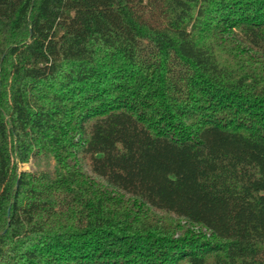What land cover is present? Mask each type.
<instances>
[{
    "label": "trees",
    "instance_id": "16d2710c",
    "mask_svg": "<svg viewBox=\"0 0 264 264\" xmlns=\"http://www.w3.org/2000/svg\"><path fill=\"white\" fill-rule=\"evenodd\" d=\"M0 264H264V0H0Z\"/></svg>",
    "mask_w": 264,
    "mask_h": 264
},
{
    "label": "rangeland",
    "instance_id": "374dc122",
    "mask_svg": "<svg viewBox=\"0 0 264 264\" xmlns=\"http://www.w3.org/2000/svg\"><path fill=\"white\" fill-rule=\"evenodd\" d=\"M17 171H30V172H38L45 171L52 173L54 171V162L52 159L46 157H35L31 159V161L27 164H19L17 166ZM196 230V229H195Z\"/></svg>",
    "mask_w": 264,
    "mask_h": 264
}]
</instances>
